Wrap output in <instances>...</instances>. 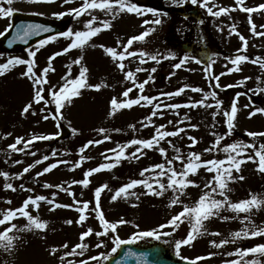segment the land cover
<instances>
[{
	"label": "rangeland",
	"instance_id": "1",
	"mask_svg": "<svg viewBox=\"0 0 264 264\" xmlns=\"http://www.w3.org/2000/svg\"><path fill=\"white\" fill-rule=\"evenodd\" d=\"M136 1L144 2V0ZM187 1L191 2V0ZM61 2L63 1L61 0ZM179 4L182 2L178 0L166 3L170 6ZM261 4H264V0H244L245 7L256 8ZM8 6L6 0L0 2V7ZM11 7L14 11H32L51 18H58L54 14L69 10L67 7H60L59 4L32 2V0H14ZM192 7L198 9L199 23H203V26L199 25L201 28L188 26L191 29L186 44L190 47V51L182 52L180 49L178 53L183 54L182 58L187 55L192 59L187 60L180 69H174L173 65L179 63L182 58L165 59V62L161 61L159 64L154 61L140 64L138 56L131 60L127 58L124 61L125 72H135L137 67L148 70L153 67L157 69L155 73H151L154 80L145 85V90L142 93L150 97H158L157 100L153 101V104H161V108L157 110V115L152 116L151 124L145 117L151 115L153 106L151 105V108L150 105L141 106L144 104L143 101L141 105L124 108L114 115H109L111 111L110 101L113 97L122 101L128 98L135 99L141 93L137 88H134L131 81L125 80L124 73L116 66L117 62H114L100 45L114 47L118 52L123 51L124 44L132 37L133 32L139 35L146 29L153 28L154 31L145 39L140 50L155 54L159 52L160 54L166 45L164 38L172 20L169 15H149L146 18L145 14L143 21L160 19L162 22L159 25L152 23L143 25V23L140 26L141 29H135V24L132 29L133 14L121 13L113 20L110 14L94 10L93 15L97 17L95 26H99V22L102 20H111L112 27L94 36L82 49H72L68 53L56 57L52 62L55 71L48 73L49 83L44 85L46 91L42 94L47 98V101L51 100L49 91L57 90L58 86L64 83L62 77L68 72L67 65H71V78H75L79 74L81 66L87 67L89 69L88 83L91 85L101 84L102 87L99 90L95 88L82 89L80 96L74 97L71 103H66L65 107L61 109L62 118H54L56 115L54 103L34 102L33 81L21 75L26 71V65L10 67L4 75L0 76V147L3 149L0 154L3 156V158L0 157V172L8 173L7 179L0 176V195L2 196V198L0 197V214L9 208L20 207L28 197L35 198L42 195L46 197V200L39 202L38 209L30 205L28 211L33 216H38L41 220L48 222V226L44 230L32 229L31 231L15 232L19 239L15 241L14 248L11 251L0 248V264H68L69 261H72L73 264H80L81 260H87L88 264H100L103 259L93 261L90 257L100 253H110L114 246L110 241L115 235L126 240L137 231L156 229L159 225L165 224L172 215L181 211L184 205H194L200 195L210 191L204 185L214 173H209L204 168L199 169L195 175L189 177L198 186L187 187L185 194L180 196L181 202L172 207H169L172 198L179 194L174 193L171 189L165 191L163 196H156L146 194L147 189L144 185H138L130 189L126 196L121 195L116 200H112V196L120 187L129 183V180L154 177L155 174L152 172H145L143 177L140 176V172L154 164L166 163L167 160L173 159L177 155V148L180 149V155L185 158V162L189 152L193 151L200 153L203 160L224 159L226 154L223 151L205 152L204 150L210 148L215 142L216 136L213 133L223 136L227 132L226 118L223 112L230 111L231 102L237 98L238 93L240 95L237 101L238 113L234 122L235 128L231 136H225L221 141L220 148L237 141L254 144L257 149L261 144H264V137L252 138L246 135V132L249 131L264 132V114L257 113L249 118V113L255 108H264V91H254L264 89V67L260 66V61H264V36L254 34L249 24V14L240 10L239 6L236 5V0H209L208 7H212L213 11H219L220 7L234 9L220 16L210 15L207 8H201L198 4H191V9ZM69 16L65 15L64 17ZM86 18L87 13L79 18H74L76 22L81 23L75 26L71 23L69 29L74 31L86 30ZM251 20L256 25V33L264 32V10L251 13ZM175 21L174 30L176 31L178 27L181 28V25L178 26L180 22L177 19ZM8 26L9 17H0V32H5ZM233 26H235L236 32L247 40L246 50L238 51L244 49V44L239 35L232 32ZM184 27L186 28V25ZM70 42V39L58 36L56 40L50 41L40 48L34 58V71L37 75H40L47 66L48 58L55 52L62 51ZM134 44L135 42L129 50L140 51L141 42H138V47ZM38 46L20 55L0 54V63L6 62L9 57L30 59L28 52L36 50ZM240 54L246 55L249 60L239 65V71L229 72V69L233 67L231 59ZM79 57H83L81 64H74L73 61ZM196 60H199L200 63H196ZM252 61L257 62L253 63ZM209 64H211V71L206 73L205 69ZM148 75L149 71L136 73L137 83L143 82ZM159 75H161L160 80H158ZM215 76H219L220 87H216L217 81L213 79ZM241 81H243L242 84ZM172 83L175 85L173 86ZM185 85H188L184 91L186 93L183 92L181 95L171 98L162 95V93L174 92ZM229 85L231 87H228ZM129 87H132L133 91L129 93V97L125 98L122 93ZM193 87L200 88L202 91L194 92L191 90ZM206 92L216 93L215 99L208 97L205 100V105L212 104L213 107L200 106L199 104L196 107H181L179 109L164 107V105L176 103L181 105L196 104L204 98ZM217 100L222 102L220 109L215 107ZM29 103L32 104V107L27 113H23V108ZM213 113H217L215 118H213ZM45 116L48 119H44ZM168 121L173 123L169 124ZM60 125L68 128L69 136L66 139L56 141ZM144 125L148 126L145 127ZM161 125L165 126L161 131H175L177 128H183L184 132L175 137H166L153 149H144L143 155L137 153L139 159L131 156V153L139 147L132 145L125 150L127 159H122L118 165L110 170L93 173L88 177L90 183L87 187L81 183H73V181L83 180L86 171L98 167L102 163L114 162L105 159V156L114 155L108 150L117 148V145L127 144L132 139H151L156 134V128ZM191 125H196V127L193 128ZM101 128L107 131L101 133L98 131ZM74 129L75 131H73ZM34 135L51 138L33 141L23 151H13L9 147L15 143L17 137H23L26 141ZM105 136H108L109 139H104ZM190 136L195 137L198 141L191 148L189 147L191 144ZM90 140L103 142L90 144L81 153L80 149ZM160 147L166 150V156L161 155ZM17 148H24L23 141L17 145ZM53 152H55V156L52 155ZM247 155L254 156V150L252 148L246 149L244 159ZM44 156H48V160H43ZM81 156L85 159L81 160ZM37 160L42 162L36 164ZM17 161L20 163H16ZM62 161L66 163H61ZM77 162H79V166L75 167ZM53 163L57 164L56 168L43 175H37ZM29 165H34V167L24 173V168ZM173 167L181 170L182 163L176 160ZM121 170L127 172L132 170L133 176L125 174V179L123 180L121 177L119 180L117 176ZM21 173L23 175H20ZM233 175L236 179L229 182L230 191L226 193L231 202L250 199L253 194L264 200V173L257 170V163L247 161L242 164L239 172L233 171ZM240 176L244 178L239 179ZM149 182L153 183V187H156L154 179L149 180ZM163 182L167 184V177L163 178ZM6 183H11L15 191L4 188ZM45 184L52 185V187L46 188L44 187ZM105 184L108 187L100 196L101 210L105 219L111 223L123 219L126 223L119 224L116 233L110 231L108 235L97 236L96 232L103 231V229L94 211L96 205L95 189ZM20 185H24V188L22 189ZM57 185L60 187H56ZM8 190L13 193L10 198L9 195L4 194ZM16 191H20L21 194L16 196ZM215 198L222 199L219 195H216ZM48 200H54L57 204L69 205L73 209L82 206V203L87 201L89 204L85 213L87 219L82 223H76L79 215L72 217L59 208L50 210L53 205L49 204ZM74 200L80 201V205L74 204ZM7 201H11V203H7ZM224 217H228V219L225 220ZM67 220H72L73 223L67 224ZM13 223L18 228H23L27 224V220L24 217H18ZM204 224L205 229H202V234L192 244L181 248V256L188 258L187 260L207 257L196 261V264H228L231 260L239 259L238 256L229 255V253H235L238 248L246 249L264 243V236L240 238L233 241L231 235L246 227L251 230L253 224L257 227H264V206L259 209L253 208L249 213L239 214L224 208L220 210L219 215L211 217ZM7 226H0V231ZM189 227L188 222L185 221L171 236H162L160 240L146 237L137 240V242L140 244H146L149 241L161 242L178 259H181L175 253V241L185 238ZM89 228L93 232L82 242L87 245L83 255L78 254L80 249H77V254L65 255L71 252L76 244L81 243L80 235ZM161 231H171V228H165ZM212 233H219V235H212ZM221 240H228V243L219 248L214 247L211 243V241L219 243ZM101 242H103L102 246L97 247L96 250L99 254H96L98 252H93L94 247ZM64 244H67L68 247L64 248ZM53 248L57 249L55 253L52 252ZM61 257L64 259L61 260ZM254 258L264 264V256L261 255H249L245 259Z\"/></svg>",
	"mask_w": 264,
	"mask_h": 264
},
{
	"label": "snow or ice",
	"instance_id": "2",
	"mask_svg": "<svg viewBox=\"0 0 264 264\" xmlns=\"http://www.w3.org/2000/svg\"><path fill=\"white\" fill-rule=\"evenodd\" d=\"M0 2H4V0H0ZM14 0H6L8 7H0V17H11L13 15L14 9L11 7ZM32 2H47V3H53L55 0H32ZM64 4L71 3L72 0H63ZM191 3L193 5H199L201 8H207V11L212 16H220L222 14H227L231 10L227 7H220L219 11H213L212 7H208L209 0H191ZM236 5L239 6L240 10L243 12H246L249 14V24L251 25L252 31L256 35L264 36V32L256 33L255 28L256 25L252 23L251 20V13L264 10V4L259 5L256 8L251 7H245L244 6V0H236ZM93 10H100L105 12L106 14H110L112 19L114 20L119 14L121 13H129V14H135L137 16H143L145 14L151 13L153 16H159L162 15V13L158 12V10L154 8H144L137 3L134 2V0H83V3L76 8L69 9L66 12H60L56 13L58 18H62L65 15H71L74 16V18H79L83 16L86 13H91ZM97 22V17L95 15L91 16V19H89L85 23V29L83 31L73 29H69L67 31L59 33V36H62L64 38L70 39L71 42L65 47L62 51H57L53 55H51L48 58L47 66L42 70V73L40 75H37V73L34 71L35 67V57L37 55V52L40 48L44 47L46 44H48L50 41H54L57 39L56 36H51L46 40H40L39 46L34 51H29L28 56L30 59H22L20 57H9L6 62L0 63V76L4 75L7 70H9L10 67L17 66V65H26V71L23 72L21 75L24 77H27L28 79L33 81V87H34V97L33 100L35 103H40L41 101H44L45 104L51 102L55 104V116L54 118H62L61 117V109L65 107L66 103H71L74 97H78L81 95V90L84 88H95L96 90H99L102 85L96 84L91 85L88 83V72L89 69L85 66H81L79 70V74L75 78H71L72 76V69L71 65H67L68 72L65 74L62 79L64 80V83L58 86L57 90H51L49 91V95L51 97L50 101L45 100V96L42 94L46 91L44 85L49 83L47 76L50 71H55L52 62L55 60L56 57L61 56L63 54L68 53L72 49H82L85 45L89 43V41L99 33H101L104 30H109L112 27L111 20H102L99 22V26H95ZM162 21L160 19H155L153 21H144V24H157L159 25ZM8 27H11L9 25ZM7 31V29H5ZM50 31V29L42 26V25H33L29 24L26 27L23 28L22 32H17V39L24 40L29 35H38L41 32H47ZM154 31L153 28H148L144 32H142L139 35L132 36L127 40V43L123 46V51H117L114 47H105L104 45H100L101 48H103L104 52L111 57V59L114 62H117L116 66L119 68L121 72L124 73L125 80L131 81L133 83V86L139 90L141 93L138 95L135 99H125V100H118L117 98L113 97L110 101L111 105V111L109 115H114L117 111L124 109V108H131L134 105H141V102L143 101L144 104L141 106H148L152 105L153 110L151 112V115L148 117H145L146 120H148L149 124L152 123V116L157 115V110L161 108V104H153L154 100H157L158 97L155 96H148L143 95L142 93L145 90V85H147L150 81L154 80L153 75L151 73L156 72V68L153 67L150 70L144 69L141 67H137L136 71H126L125 72V59L128 57H139L140 64L147 63L148 61H154L156 64H159L161 62V59H175V55L172 53H169L166 56H160L159 53L157 54H151L147 51L140 50L138 52L136 51H129L131 46L134 42H143L152 32ZM232 32L236 35H239L240 40L244 44V49L238 50L243 51L246 50L247 46V40L244 36L240 35L235 30V26L232 27ZM5 35V32H0V36ZM13 41H10L11 44ZM95 47V45H93ZM147 58V59H145ZM83 57H79L73 61L74 64H81ZM189 59H192V57L185 56L183 57L179 63H176L173 65L174 69H180L182 65ZM249 60V57L246 55L240 54L236 55L234 58L231 59V64L233 65L232 68L229 69V72H235L239 71V65H241L243 62H246ZM259 60V58H257ZM196 63H200L199 60L195 61ZM253 63H256L257 61H252ZM260 66L264 67V61H260ZM141 71H149V75L147 79H145L143 82H136V73ZM211 71V64L205 69V72ZM175 74L174 72L172 73ZM221 75H224V73H221ZM217 81L216 87H220L218 81L219 76L213 77ZM249 79V78H245ZM241 84L243 81L240 82ZM188 85H185L184 87H181L177 89L174 92H168V93H162V95H165L169 98L173 96H179L184 91L185 88H187ZM228 87H231L229 85ZM194 92H200L202 89L193 87L191 89ZM133 91L132 87L127 88L123 93L122 96L127 98L129 97V93ZM254 91H264V89H258ZM239 93L237 94V98L233 99L231 102V108L230 111H224L223 115L226 118L225 123L227 126V132L222 135H217L213 133V135L216 136L215 142L212 144L210 148H206L205 152H213V151H223L226 156L224 159H208L203 160L201 157V154L198 152H189L187 156V160L185 162V158L180 155V149H176L177 155L173 157V159H169L166 161V163H157L149 168H145L140 172V176H144L145 172H152L154 173V177H149L146 179H132L129 183L124 184L122 187H120L115 194L112 196V200H116L121 195H127L129 193L130 189L135 188L138 185H144V187L147 189L146 194L156 195V196H163L165 191L171 189L174 193H178L179 195H174L172 198L169 207H172L178 203H180V196L185 194V189L189 186H198L195 184L194 181H192L189 177L192 175H195L199 169L204 168L209 173H214L212 178L210 180H207L204 187L206 189H210V191L204 192L202 195H200L199 199L195 202L194 205H184L182 210L179 211L177 214L172 215L171 218L165 223L159 225L158 228L150 230V231H137L132 234L128 239H121L119 235H115L113 237L112 243L113 247L111 248V252L108 254L100 253L97 256L90 257L93 261H101L103 259L104 261H107L109 257L116 253L117 250L122 245H130L136 243L137 240L141 238L151 237L154 240H160L162 236H171L173 232H175L180 225L184 224L185 221L189 224V230L186 234V237L183 239H179L175 241V253L178 257L181 259L187 260L188 258L181 256V248L185 245L192 244L195 239L202 234V229H205L204 222L209 220L211 217L219 215V212L221 209L227 208L230 211H233L237 214L239 213H249L253 208L259 209L260 207L264 206V200L259 199L255 194L251 195L250 199H243L239 202H231L229 198L227 197L226 193L227 191H230L229 189V182L236 179V177L233 175V171L239 172L241 170L242 164L246 163L247 161H253L254 163H257V170L261 173H264V144H261L260 147L257 149L254 144L245 143L242 141L233 142L230 144H227L223 148H220L221 141L225 138V136H231L233 129L235 128V120L238 113L237 108V101L239 97ZM208 97H212L213 99L216 98L215 92H206L204 93V98L200 101H198L196 104L191 105H181V104H170V105H164V107H168L171 109H179L181 107H196L197 104L200 106H206V107H213L212 104L205 105V100L208 99ZM221 101L217 100L215 107L217 109L221 108ZM32 107V104L29 103L23 108V113H27L29 109ZM247 107V105H246ZM257 113L264 114V108H255L254 111L249 113V118L256 115ZM217 113H213V118ZM44 119H48L47 116L44 117ZM183 122V121H181ZM169 124H172V121H168ZM147 127L148 125H144ZM164 125H161L156 128V134L152 136L151 139H132L127 144L123 145H117V148L110 149L108 151H111L114 155L113 156H105L106 160L114 161L110 163H102L98 167L92 168L84 173V179L81 181H73V183H81L85 187L88 186L90 183L88 177H90L93 173L99 172L101 170H110L111 168L115 167L120 163L122 159H127L128 156L126 155V149L129 148L132 145H138L139 147L136 148V151L131 153V156L135 159H139V156L137 153H140L143 155L144 149H153L157 147L160 144V141L164 140L166 137L172 136H178L181 132H184L183 128H177L175 131H161L162 128H164ZM191 127L195 128L196 125H191ZM75 131V129L73 130ZM101 133L106 132V129H99L98 130ZM116 131H119V129H116ZM246 135L248 137L256 138V137H264V132H246ZM49 136H32L29 140H24L23 137H17L15 140V143L9 145V147L13 151H23L24 149L28 148L33 141L36 140H46L50 139ZM104 139H109L108 136H105ZM189 140H191V144L189 147H194L198 141L195 137H189ZM23 141L24 148L18 149L17 145L21 144ZM103 141L96 140V141H88L87 144H85L81 149L80 152L83 153L84 150L88 147L90 144H99ZM171 143V142H169ZM252 148L254 150L255 155H247L246 159H244L246 155V149ZM159 152L162 156H166V150L162 147L159 148ZM35 155V153H32ZM53 156H55V152L52 153ZM85 157L81 156V160H84ZM43 160H48V156H44ZM180 161L182 163V169L177 170L175 167H173L174 161ZM41 160H37L35 163L39 164L41 163ZM16 163H20V161H17ZM66 163V162H61ZM167 164V167H166ZM79 166V162L75 165V167ZM34 167V165H29L28 167L24 168L23 172L27 173L30 168ZM57 164L53 163L49 165L48 167H45L42 172L37 173V175H43L44 173L50 172L52 169L56 168ZM20 175H23L21 173ZM0 176H4L6 179L8 177L7 172H0ZM167 177V184L163 182V178ZM18 178V177H17ZM243 176H240L239 179H243ZM155 182L156 187H153V183H150L149 180H153ZM20 187L23 189L24 185H20ZM44 187H52V185L45 184ZM56 187H60L57 185ZM108 186L102 185L101 187H98L95 189V198H96V205H95V213L96 218L99 220V223L103 229V231L96 232L97 236H105L108 235L111 231L112 233H116L118 225L124 224L126 221L123 219L119 220L118 222L111 223L107 219H105L104 213L101 210L100 205V196L101 193L104 191L105 188ZM6 189H11L15 191L14 186L11 183L5 184ZM26 191H32L31 189H25ZM71 195V193H69ZM132 195H135V193H132ZM216 195H219L222 197V199L215 198ZM46 197L42 195H38L35 198L28 197L25 199L20 207H17L15 209H7L3 211L2 218H0V226L8 225L7 227L3 228L2 231H0V248H3L5 251H11L14 248L15 241L19 239L17 235H15V232L18 231H31L32 229L37 230H44L48 226V222L41 220L38 216H33L28 211L29 206H33L35 208H39V202L45 201ZM49 204L53 205V208L50 210H54L55 208L59 207H70L69 205H62L55 203L54 200H48ZM74 204L80 205V201H73ZM7 203H11V201H7ZM89 208V204L87 201L82 203V206H78L76 208V211L80 213L79 219L76 221V223H82L87 219V216L85 215L86 211ZM18 217H24L27 220V224L24 225L23 228H18L13 221L17 219ZM223 219H228V217H224ZM245 219H248V217H245ZM251 223V221H249ZM67 224H72V220H67ZM165 228H171V231H161ZM93 230L89 228L87 231H84L80 235V241L81 243H78L75 245V247L72 248L71 252L66 253L65 255H73L77 254V249H80L79 255H83L84 250L87 248V245L85 243H82L86 237L90 236L92 234ZM212 235H219V233H212ZM233 241L240 239V238H255L257 236H264V227H257L255 224L252 225V229L249 230L247 227L244 228L241 231H237L231 234ZM102 243H98L96 247H101ZM167 243V241H165ZM212 245L214 247H221L224 244L228 243V240H221L219 243L216 241H211ZM64 248H67L68 245L64 244ZM57 249L53 248L52 252L55 253ZM211 255V254H210ZM229 255H236L239 257V259L231 260L228 262V264H261V261L258 259H245L249 255H261L264 256V243L258 244L253 247H249L246 249H240L238 248L235 253H229ZM136 256L135 253L128 251L125 253V257H131ZM138 264H140V261H144V264H146V257L143 255L136 257ZM207 257H197L195 260L189 261V264H196V261L206 259ZM61 260L64 259V257L60 258ZM68 264H73L72 261H69ZM80 264H88L87 260H81ZM116 264H121V262L118 260Z\"/></svg>",
	"mask_w": 264,
	"mask_h": 264
},
{
	"label": "water",
	"instance_id": "3",
	"mask_svg": "<svg viewBox=\"0 0 264 264\" xmlns=\"http://www.w3.org/2000/svg\"><path fill=\"white\" fill-rule=\"evenodd\" d=\"M172 13H180L181 9H171ZM29 24L42 25L50 31L41 32L38 35H29L26 39H17V32L23 30ZM67 27L66 22H52L44 20L38 17H29L20 14H14L11 20L10 30L0 38V50L6 52H20L25 50L27 47L43 40L49 36L63 32ZM10 41H13L11 44ZM62 134L60 138L67 135V130L65 128L61 129ZM131 251L136 254V256L125 257V253ZM143 255L146 257V264H189L187 261L177 260L171 253L167 251V248L160 243H150L145 246L137 247L134 244L122 245L117 254L114 257L109 258L105 264H116L119 260L121 264H138V256ZM140 264H144V261H140Z\"/></svg>",
	"mask_w": 264,
	"mask_h": 264
},
{
	"label": "flooded vegetation",
	"instance_id": "4",
	"mask_svg": "<svg viewBox=\"0 0 264 264\" xmlns=\"http://www.w3.org/2000/svg\"><path fill=\"white\" fill-rule=\"evenodd\" d=\"M62 1H63V0H62ZM153 1H154V0H146L145 3H144V4H146V5H144L143 3H141V5H143L144 8H154V9L158 10V12H160L159 9H161V11H162V10H163V11L166 10L167 7L164 6L163 3L166 2V1H168V0L164 1V2L161 3V4L158 3L159 8H158V5H157L156 3L154 4ZM134 2L137 3L135 0H134ZM155 2H156V0H155ZM82 3H83V0H72L71 3H68L69 5H65L64 2H62L61 5H60V7H62V8L67 7V9H72V8L79 7ZM137 4H139V3H137ZM183 7H184L185 11L187 12V14H186V19H189L190 16H191V13H190V12H191V10H190V4L187 3V2H185V5H184ZM63 11H65V10H63ZM88 15H89V19H91V16L93 15V11H92L90 14L87 13V16H88ZM69 19H70V22H71V21L74 19V16H71V15H70V16H69ZM60 20H61V19H60ZM189 21H190V20H189ZM172 45H173V53L175 54V53L177 52V46L174 45V44H172Z\"/></svg>",
	"mask_w": 264,
	"mask_h": 264
}]
</instances>
